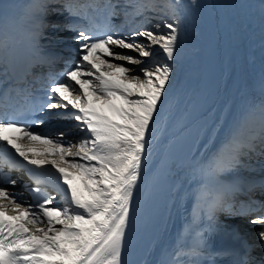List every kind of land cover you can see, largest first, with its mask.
Wrapping results in <instances>:
<instances>
[{"label":"snow or ice","instance_id":"snow-or-ice-1","mask_svg":"<svg viewBox=\"0 0 264 264\" xmlns=\"http://www.w3.org/2000/svg\"><path fill=\"white\" fill-rule=\"evenodd\" d=\"M104 7L110 21L121 5L118 0H106ZM122 7H131L134 16L144 18L126 33L107 23L101 29L95 18L87 12L81 14L72 0H42L36 8L37 22L30 37L35 55L49 64L57 58L45 53L40 41L45 38L49 12L59 11L68 14L64 29L75 33L80 57L66 61L65 69L56 76L49 74L44 97L31 99L27 110L20 113L26 118L0 113V142H6L0 150L10 157L6 161L9 171L0 173V264H126L122 256L135 224L131 214L134 193L146 176L155 130L165 119L170 101L174 68L168 62L176 59L180 21L179 0H139L138 4L125 0ZM170 12L174 18L165 19ZM148 13H156L159 20L152 24ZM76 17L79 19H73ZM140 37L144 42L138 40ZM161 54L164 61L158 59ZM6 95L7 88L0 83V101ZM52 109H63L55 113L56 118L75 121L74 129L86 135L73 140L67 138L73 129L33 131L35 126L44 125L43 114ZM259 119V130L247 134L243 131L246 121H242L196 170L205 181L199 195L207 201L208 220L226 230L229 226L218 221V211L229 218L259 211L260 215L248 223L264 225V202L249 196L239 207L226 203V190L235 189L220 180L242 167L245 158L264 157V104L259 108ZM8 145L28 165L41 169V176L55 179L60 186L56 195L47 191V181L31 175L32 169L27 170L35 187L24 185V190L32 193L33 203L25 207L23 193L9 192L4 185L14 187L17 183L11 172L26 165L15 158ZM259 163L264 174V160ZM209 180L216 184L212 191H208ZM260 187L264 188V183ZM254 188L248 185L246 191ZM56 196L61 203L50 207ZM231 234L233 239L242 240L239 232ZM257 235L264 248V228ZM205 245L204 233L197 232L195 243L179 249L172 264H203L200 257ZM242 246L245 256L241 264H264V258L258 262L249 259L252 245L242 241ZM181 256L189 259L181 260Z\"/></svg>","mask_w":264,"mask_h":264},{"label":"bare ground","instance_id":"bare-ground-1","mask_svg":"<svg viewBox=\"0 0 264 264\" xmlns=\"http://www.w3.org/2000/svg\"><path fill=\"white\" fill-rule=\"evenodd\" d=\"M178 19L180 21V24L185 20L184 17H180V16H178ZM187 25L190 28L188 32H181L179 30L178 40L180 41V44L178 47L181 48L183 42L189 39L191 40V47L194 49L191 51L189 45H186L184 43L185 44V49L183 51L184 58L177 59L174 65H172L174 68V73L171 78L172 83H171L170 101L168 103V107L171 108L174 105L175 109L178 107V105L182 103V101L186 97H188V90L200 80L201 68L203 65L202 50H196L198 49V46L195 45V43L198 40L197 37H199L200 23L198 18L196 17L194 5L193 8H191V11L189 12ZM226 36H227V63H229V61L232 58L243 59L245 57V53L249 50L250 46L252 45V41L248 39L247 31L241 28L239 18L226 19ZM116 51L123 52L128 55H133V56L136 55V52L126 51V49L116 48ZM114 62L125 63V66L130 68L139 67L136 65H128L126 64V62H122V61H114Z\"/></svg>","mask_w":264,"mask_h":264}]
</instances>
